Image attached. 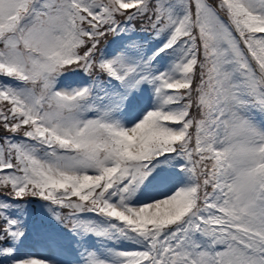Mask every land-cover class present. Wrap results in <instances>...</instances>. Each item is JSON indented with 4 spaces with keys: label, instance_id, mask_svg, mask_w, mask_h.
Returning a JSON list of instances; mask_svg holds the SVG:
<instances>
[{
    "label": "snow or ice",
    "instance_id": "snow-or-ice-1",
    "mask_svg": "<svg viewBox=\"0 0 264 264\" xmlns=\"http://www.w3.org/2000/svg\"><path fill=\"white\" fill-rule=\"evenodd\" d=\"M0 264H264V0H0Z\"/></svg>",
    "mask_w": 264,
    "mask_h": 264
}]
</instances>
